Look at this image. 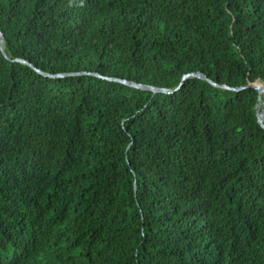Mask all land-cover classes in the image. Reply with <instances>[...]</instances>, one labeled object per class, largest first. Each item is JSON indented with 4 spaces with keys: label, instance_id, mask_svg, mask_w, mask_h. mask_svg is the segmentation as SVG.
<instances>
[{
    "label": "trees",
    "instance_id": "obj_1",
    "mask_svg": "<svg viewBox=\"0 0 264 264\" xmlns=\"http://www.w3.org/2000/svg\"><path fill=\"white\" fill-rule=\"evenodd\" d=\"M0 32V264H264V95L211 83L264 84V0H0Z\"/></svg>",
    "mask_w": 264,
    "mask_h": 264
},
{
    "label": "water",
    "instance_id": "obj_2",
    "mask_svg": "<svg viewBox=\"0 0 264 264\" xmlns=\"http://www.w3.org/2000/svg\"><path fill=\"white\" fill-rule=\"evenodd\" d=\"M0 36H1V43H2L4 41V36H3V34L1 32H0ZM20 61L22 63H25V64L33 67L32 64L30 62L26 61V60H20ZM39 72L42 73V74H44V72H42L40 70H39ZM91 74L100 76L97 73H91ZM100 77H103V78L108 79V80H111V81L120 82V83H123L125 85L132 86V87H135V88H138V89L149 90V91H152L153 93H157V92L170 93V92H172L171 89L159 88V87H154V86L145 85V84H139V83H135V82H132V81H128L126 79H120V78H114V77H107V76H100ZM190 77H196V78H201V79L208 80V78L204 74L195 72V73H192V74L184 75L182 77V80H181V83L179 84V86H181L183 84V82L186 79L190 78ZM211 83L214 86H219V87L226 88V89H230V90H233V91H236V92H239V91H241L242 89H244L246 87H253L257 91H259V93H262L264 95V87H263L264 84L262 82H260L259 80H256L253 83L247 82L245 85L240 86V87H229L227 85L220 86V85H218V84H216L214 82H211ZM260 102H261V98H259V100H258L257 117H258L259 124L262 127H264V108L262 110H260Z\"/></svg>",
    "mask_w": 264,
    "mask_h": 264
},
{
    "label": "rangeland",
    "instance_id": "obj_3",
    "mask_svg": "<svg viewBox=\"0 0 264 264\" xmlns=\"http://www.w3.org/2000/svg\"><path fill=\"white\" fill-rule=\"evenodd\" d=\"M262 94V93H261ZM258 108V107H257ZM264 108V96L261 97V102H260V110Z\"/></svg>",
    "mask_w": 264,
    "mask_h": 264
}]
</instances>
